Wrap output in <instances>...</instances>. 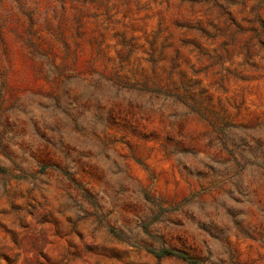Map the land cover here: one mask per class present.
<instances>
[{"label": "rangeland", "instance_id": "1", "mask_svg": "<svg viewBox=\"0 0 264 264\" xmlns=\"http://www.w3.org/2000/svg\"><path fill=\"white\" fill-rule=\"evenodd\" d=\"M0 264H264V0H0Z\"/></svg>", "mask_w": 264, "mask_h": 264}, {"label": "trees", "instance_id": "2", "mask_svg": "<svg viewBox=\"0 0 264 264\" xmlns=\"http://www.w3.org/2000/svg\"><path fill=\"white\" fill-rule=\"evenodd\" d=\"M170 254H175L173 251H170V250H165V251H162L159 253V255L163 256V255H170ZM180 257H182L183 259L185 260H188L192 263H196L197 261L191 259L189 256L187 255H184V254H179Z\"/></svg>", "mask_w": 264, "mask_h": 264}]
</instances>
